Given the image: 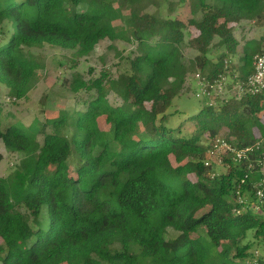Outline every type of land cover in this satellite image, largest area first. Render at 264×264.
<instances>
[{
    "label": "trees",
    "instance_id": "obj_1",
    "mask_svg": "<svg viewBox=\"0 0 264 264\" xmlns=\"http://www.w3.org/2000/svg\"><path fill=\"white\" fill-rule=\"evenodd\" d=\"M243 20L264 24V0H0V83L13 99L34 87V49L45 44L77 58L103 39L134 46L115 78L62 82L94 92L82 110L26 126L3 124L0 109V141L19 156L0 176V264H264L243 242L249 230L264 235V215L249 207L263 169L264 90L204 104L176 127L165 114L191 72L209 83L252 73L264 34L229 62ZM186 48L196 51L187 64ZM218 137L252 147L249 158L206 166Z\"/></svg>",
    "mask_w": 264,
    "mask_h": 264
},
{
    "label": "rangeland",
    "instance_id": "obj_2",
    "mask_svg": "<svg viewBox=\"0 0 264 264\" xmlns=\"http://www.w3.org/2000/svg\"><path fill=\"white\" fill-rule=\"evenodd\" d=\"M124 10L127 11V9ZM187 14V9H176V15L179 17H185ZM263 34L264 24L252 20L241 21L234 30L238 47L237 54L229 58L230 64L233 66L238 64V58L245 42L259 39ZM34 50L35 57L41 67L34 87L25 98L13 99L7 87L0 83V109L3 124L21 122L27 126L34 120L42 122L46 116L54 114L62 108L82 110L94 92H86L83 89L74 92L65 88L62 82H70L75 78L80 80L94 79L103 72L115 78L127 69L129 53L134 50V46L131 42L123 40L103 39L99 41L89 55L80 58L75 57L71 50L46 44ZM216 54L218 52L213 51L212 58H215ZM195 55V50L186 48L184 50L185 63H189ZM233 70L238 72L237 67H234ZM205 77V73L202 74L198 71L191 72L186 76L183 91L173 98L171 105L166 110L168 125L172 127L181 125L191 116L197 114L202 105L217 106L219 102L234 93V81L229 75L224 92H214L213 87L207 85L206 89L211 94L209 96L202 94L203 84L207 83ZM108 100L114 105L120 103V100L113 93L108 95ZM182 129L183 131L186 130L185 127ZM0 153L2 154L0 176H6L14 168L19 156L17 153L8 152L1 141ZM263 236L253 239V231L249 230L243 242L252 240L254 243L252 248H257V257L264 259V242L261 243Z\"/></svg>",
    "mask_w": 264,
    "mask_h": 264
},
{
    "label": "built area",
    "instance_id": "obj_3",
    "mask_svg": "<svg viewBox=\"0 0 264 264\" xmlns=\"http://www.w3.org/2000/svg\"><path fill=\"white\" fill-rule=\"evenodd\" d=\"M224 68H226L227 72L230 71L228 69L227 61H225ZM227 77H229L228 74H219L212 83L206 81L207 83L203 84L202 87V94L207 96L211 94V92L206 89L207 85L212 86L214 92H224ZM233 87L235 91L232 95H236L237 97H240L243 94H257L264 90V51L254 56L252 73L244 80H235ZM257 147L258 146H256V148ZM251 150L252 147L250 146L240 149L236 148L233 143L224 138L218 137L211 143V146L208 149V158L204 161V164L208 166L214 161L217 165H222L224 160H227L228 158H230L231 161L248 159ZM262 165L263 169H261V176L254 185L253 200L249 203V207H251L257 214L264 215V159L262 160ZM250 166L251 164H249V167ZM238 202L240 204L244 203L241 196H238ZM262 239V242H264V236ZM256 252L257 251L254 252L253 260H256L257 258Z\"/></svg>",
    "mask_w": 264,
    "mask_h": 264
}]
</instances>
